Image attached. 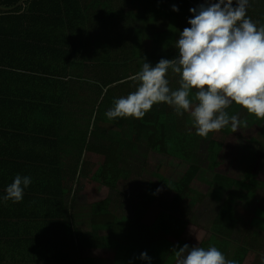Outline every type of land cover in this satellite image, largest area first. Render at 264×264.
Wrapping results in <instances>:
<instances>
[{
  "label": "trees",
  "instance_id": "1",
  "mask_svg": "<svg viewBox=\"0 0 264 264\" xmlns=\"http://www.w3.org/2000/svg\"><path fill=\"white\" fill-rule=\"evenodd\" d=\"M19 1L0 0V7L13 8L8 12L0 11V46H2L4 39L11 37L8 34L12 33L14 29H17V35L28 34V39H36L33 42V52L36 56L39 55L35 60L36 63L42 61L40 58L42 51L39 49L44 46L45 63L48 61L51 68H62L64 70V73H51V87H56V78L61 77L65 80L64 93L63 85L59 82L61 84V93L57 95L59 101L54 100L56 91H51V119L55 121L62 120L61 131H66L68 135L74 132L80 133L83 145L84 138H86L85 133L87 134L90 128L87 127V124L82 126L78 124L79 122L83 123L82 118L85 117V114H88L86 110L89 107L92 108L90 114H96L94 120L102 123L101 126H96L98 133L96 136L98 138L96 140L97 145L87 146L86 148V151H89L87 155L91 151L95 153L94 156H88L89 161L92 160L95 163L91 178L95 182L104 185H107V181H109L110 184H114V188L119 183L128 184L125 189L131 192V195L137 187L138 189L142 187V198L137 200L133 216L129 219L119 217L116 213L112 214L109 210L110 203L105 200L93 204L90 209V232L80 230L75 224L69 226L70 223L67 220L65 227L67 228L68 240L66 246H68V249L66 247L65 254L61 255L65 262H70L72 259L69 251L70 244L73 243V246L76 244L80 250L101 249L102 264H146V262L139 259L141 252H147L148 256L152 258L151 264H174L173 249L178 250L179 247L188 244L181 239L188 221L182 216L175 217L171 211L178 208H191L197 204L198 200H203V198H209L212 202H217L223 193L228 198L235 196L240 199L247 195L253 196L252 189H259L264 192V180L254 176L258 168L256 165L260 160H256L255 165L252 163L251 168H254L248 170L252 174L251 177H246L244 171L240 169V172H237L239 174L238 179L235 180L233 179L235 172H230V175L234 176L232 184H230V180L226 182V180L221 179L225 176L217 174V162H214V159L222 155H219L220 147L214 140L222 136L229 138L232 131L228 127L221 129L219 132L209 133L211 137L209 151H214L209 153L213 179L208 183L206 193L201 195L199 192H193L190 184L198 171V168L192 163L190 148L197 135L191 126L187 113L182 117L176 116L169 106L161 103L153 105L143 119L117 118L108 120L105 116V112L113 106L115 99L135 91L134 82L122 83V81H126L128 76L139 71L143 62L155 66L161 59L171 60L176 56L175 42L179 38V33L184 28L190 27L187 23V20L192 18L189 9L200 5L207 6L210 2L214 3L215 0H168L173 1L179 10L174 12L172 9L165 10L162 8L159 13L152 10L153 3L162 6L165 0H133L136 3L134 5L137 7L135 8L132 1H130L133 5L132 15H122L121 20L114 19L115 12L109 7L110 0H30L24 7L22 5L15 7ZM247 15L256 23L257 27L264 26V0H250ZM8 20H11L10 25L6 22ZM152 25H159L160 29L154 30ZM149 30L151 31L150 34L148 33ZM94 35L97 38L96 47L101 51L98 53L97 50L94 57L86 58L82 51L85 49V45L91 42V37L93 40ZM83 36L90 42L88 40L83 41ZM43 38L44 40H42ZM121 39H127L134 46L136 44V48L131 49L129 45H126V50H123L126 52L122 54V47L116 48V43L112 45V43ZM116 50H120V53L116 54ZM4 60H6V56L0 52V67L7 65ZM119 60L122 61L119 62ZM90 67L94 69L98 67V79L100 80L99 83L95 82L97 83L94 86L97 87L95 94L97 104L95 102L93 106L86 99L85 91H82L85 80L83 72H88ZM167 78L170 81V87L173 89L178 87L177 75L169 71ZM79 90L81 93L78 96ZM95 105H97L96 109H94ZM227 111L229 115H237L241 121L243 117L245 118L248 115L246 110L235 104ZM82 115L84 116L82 117ZM256 120L254 116H250V123L247 124L250 131ZM58 126L57 122L56 127L52 126V131ZM242 127L244 126L242 125L238 130H242ZM94 129L95 125L92 130ZM122 130L128 132L124 137L119 134V131ZM258 131L264 132V127L263 129L259 128ZM109 133H115L116 140L113 145H109V154L107 155L106 146L101 143L100 139L106 137ZM141 133L146 136L148 149L164 153L165 145L170 146L175 136L178 133L181 134L178 143L175 142L174 144L179 145L182 150L184 149L183 161L188 164L189 168L180 181H170L163 178L158 186L142 183L139 182L137 173L133 175L125 168L128 155L131 154L132 148ZM253 133L256 132L253 131ZM186 148L187 152H185ZM79 156L77 161H74L75 171H77ZM254 156L248 157L252 159ZM106 163H113L115 168L111 169L109 165L107 169ZM73 166L71 165L70 168ZM75 173H72L73 176H75ZM159 186H163L174 193L170 204L171 208L168 211H160L154 207V193ZM68 196L69 194H67ZM191 196L192 198L195 196L197 200L194 201ZM227 208L231 210V207L228 206ZM221 210L222 206L219 207L212 221L211 228L213 230V227L216 226V231L210 233L208 239L202 241L198 246L205 249L214 246L227 259L236 261V264H242L247 253L255 250L249 244L251 235L243 232L240 242L237 243L231 234L224 236L221 233L223 230L217 227L220 225L218 218ZM107 212L108 214H106ZM183 213L186 216L185 213L187 212ZM253 216L249 226L264 232V211L261 212L259 209H255ZM227 218L225 226L230 227L232 223L236 226L239 222L233 214H229ZM46 223L48 225V220L45 221ZM51 226L55 225L52 224ZM97 226L101 227L98 230H105L106 234L93 236V233L97 231L95 230ZM70 239L72 240L71 243ZM188 245L192 247V245ZM256 245L259 246V251L257 250L258 259L255 264H259L260 257L264 255V251L261 250L264 245L262 246L260 243ZM49 248V246L46 248L47 252L44 253V259L60 260V253L49 251Z\"/></svg>",
  "mask_w": 264,
  "mask_h": 264
},
{
  "label": "crops",
  "instance_id": "2",
  "mask_svg": "<svg viewBox=\"0 0 264 264\" xmlns=\"http://www.w3.org/2000/svg\"><path fill=\"white\" fill-rule=\"evenodd\" d=\"M29 1L20 0L19 2H22V4L19 6H26ZM10 21L6 22L10 25ZM17 34V29H14L12 33L8 34L11 37L4 39L2 46H0V49H2L0 52L6 56L4 63H7V65L0 67V197L5 194L6 186L12 182L17 174L30 176L32 183L24 190L23 200L20 203L0 201V264H102L101 249L80 250L76 244L73 246L71 239L69 251L72 255L71 261L65 262L61 258V255L65 254L66 247L68 249V246H66L68 237L65 222L68 220L69 226L75 224L80 230L90 232V209L93 204L105 200L110 203L109 210L112 214L116 213L119 217L129 219L133 214L131 216L124 214V208L129 199L134 197L136 190L131 195V192L126 191V189L121 190L116 186L114 188V184H110L109 181H107V185L95 182L91 178L95 163L92 160L89 161V157L88 166L90 168H87L83 175L81 174L82 167L80 171H78V166L77 171L74 170V161H77L79 155V158H81L82 135L78 132L68 135L66 131H61L62 120H52L50 113L51 91H56L54 100H58L57 95L61 93L59 82H61L63 93L65 92L64 78H56L57 85L53 88L51 87L52 79L50 75L52 72L64 73V70L62 68H51L48 61L45 63L44 46L39 49L42 51L40 57L42 61L36 63L35 60L39 57L33 52V42L36 39H28V34ZM94 70L98 71L97 69ZM93 89L96 94L97 89L95 87ZM80 93L81 91L78 92V96ZM95 102L97 104L96 95L95 100L91 102V106ZM57 122L59 126L52 131V126L56 127ZM78 125L82 126L81 122ZM255 126L256 124L251 128L252 133L253 131L258 132V128ZM119 134L123 136L121 131H119ZM208 136L210 140L206 142L207 148H203V150L209 154L208 147L211 144V137ZM115 138V133H109L106 137L100 139L101 143L106 146L107 155L109 154V145H113ZM199 138L197 136L190 147L193 164ZM92 145L96 146V141ZM92 150L94 149L92 148ZM151 151L157 155H162L160 152ZM94 155L95 153L91 151L88 156ZM169 160L170 165L181 164V161L175 158H169ZM71 165L74 166L70 168ZM109 165L111 169L115 168L113 163H106L107 169ZM196 167L198 171L191 183L196 181L202 172L199 166ZM161 168L163 170V167ZM161 168L155 167V172L149 173L147 171L149 176L144 171L147 176H139L140 182L158 186L163 178L169 180L159 173V171H162ZM188 168L189 166H186L183 177L186 175ZM72 173H75V176ZM80 174L84 177H82L84 182L81 188H79L77 179ZM120 184L122 183H119L118 186ZM207 186L203 191H199L201 195L206 193ZM162 188L163 186H159L160 191L154 193V207L160 211H164L161 207H158L162 199ZM138 191H140L141 199L142 187ZM259 192L264 193L262 190L252 189L253 196L247 195L243 196L244 198H237L238 206L235 207V211H233V207L228 202L229 198L224 193L217 202H212L209 198H203V201L206 200L209 203H221L222 207H231L230 211L239 220L230 233L234 236V241L236 243L240 242L243 232L251 235L249 244L255 250L249 251L246 257L249 254H258L259 246L256 245L257 243L264 245L262 241V239L264 240V232L249 226L254 210L264 211V205L258 206ZM67 194H69L68 197ZM252 204H255V206L249 211L248 206ZM171 213L177 216L173 214V211ZM186 217V220L189 219L188 216ZM47 220L48 225L45 224ZM52 224L55 226H51ZM189 227L188 223L184 232ZM98 229H101V227L97 226L95 228L97 231L93 233V236L106 234L105 230L100 231ZM48 246L50 247L49 251L60 253V260L44 259V253L47 252L46 248ZM261 250L264 251V249ZM245 261L244 259L242 264Z\"/></svg>",
  "mask_w": 264,
  "mask_h": 264
},
{
  "label": "clouds",
  "instance_id": "3",
  "mask_svg": "<svg viewBox=\"0 0 264 264\" xmlns=\"http://www.w3.org/2000/svg\"><path fill=\"white\" fill-rule=\"evenodd\" d=\"M249 4L250 0H215L190 8V27L179 33L176 56L155 66L143 62L139 71L122 81L134 82L135 91L115 99L106 118L143 119L153 105L163 103L176 116L187 113L195 134L202 138L226 127L236 132L244 125L237 115H229L233 104L264 120V26L257 27L248 17ZM178 10L172 6V11ZM169 71L178 76L175 89L170 87ZM31 183L30 176L17 174L0 201L20 203ZM172 254L174 264H236L214 246L184 244ZM139 259L151 264L152 258L141 252ZM259 264H264V255Z\"/></svg>",
  "mask_w": 264,
  "mask_h": 264
},
{
  "label": "rangeland",
  "instance_id": "4",
  "mask_svg": "<svg viewBox=\"0 0 264 264\" xmlns=\"http://www.w3.org/2000/svg\"><path fill=\"white\" fill-rule=\"evenodd\" d=\"M130 1H132L133 5L136 4L135 2H133V0H110L109 1L110 9H112L115 12V15H114L115 20H121L122 15H126V16L132 15L133 5H131ZM173 5H174L173 1L170 2L168 0H165L162 3V6L154 2L152 6V10L159 13V11H162V8H164L165 10L172 9ZM134 7L136 8L137 6L134 5ZM152 28L154 30L155 29L159 30L160 26L152 25ZM148 33L150 34L151 31L149 30ZM87 40L88 39H86L83 36V41H87ZM96 40L97 38L94 35L93 40L91 37L90 38L91 42L88 40L90 43H87L85 45V49L82 51V54L86 58L94 57L97 53V50H98V53L99 51H101V49L99 50V48L97 49L96 47ZM115 43L117 44L116 48L122 47V54L126 52V51H123V50H126V45H129V48L131 49L136 48V44L135 46L132 45V43L129 42L127 39H121L118 42L112 43V45H115ZM119 53H120V50H116V54H119ZM121 61L122 60H119V62ZM91 68L92 67L89 68L90 70L88 72L87 71L83 72V75L85 77L84 94L87 95L86 99H88L90 103L95 100V92L93 89V87L97 85V83L95 82H98V83L100 82V80L98 79L99 71H96ZM96 69L99 70L98 67H96ZM95 88L97 89V87ZM87 92L89 93L87 94ZM96 106L97 105L94 106V109H96ZM86 112H88V114L87 115L85 114V117L82 118L83 123L81 124L82 125L87 124L88 125L87 127L90 129L87 132V134L85 133L86 138H84L85 142L82 147L80 163L78 164V171H80L82 167V173H81L82 175L84 171H86L87 168H90V166H88L89 164H88V155H87L89 151H86L87 150L86 148L87 146L92 147L93 146L92 144L98 139L96 137L98 135L96 126L102 125L101 122L94 120L96 116L95 113L90 114V112H92V108L89 107L86 110ZM90 115L92 116L90 117ZM83 116L84 115H82V117ZM250 116H251L250 114L246 115L245 118L241 116L243 117L242 122H244V125H243L244 127L242 128L244 130L241 128L242 130L240 131L238 130L236 132H231V135L229 138L228 137L225 138L222 136V137H218V139L215 138L214 140L215 142H217L218 146L220 147L219 155H222V156L216 157L217 159H214V162H217V174H219L220 176H225L221 179L226 180V182L227 180H230V184H232L233 179L235 180L238 179L237 176L239 174H237V172H240V169L244 171V175L246 177H251L252 174H250L249 171L254 168V167L251 168L253 164L255 165L257 161L259 160L260 161L256 165V167L259 168L256 174V177L258 179L264 180V132L258 131V133H252L250 129L247 128V126H249L247 124L250 123ZM77 118H80V117H77ZM255 124H256L255 127H257L258 130L259 128L263 129L264 120L257 119ZM94 125H95V129L92 130ZM245 125H246V128H245ZM121 134L123 135L122 137H124L125 135L128 134V132L127 130H124V131H121ZM180 137H181V134L178 133L175 136L174 141L171 142L172 146L165 145V153L160 152L162 155H159V154L157 155L147 148L146 136L144 133H141L139 135V138L136 144L132 148L131 154L128 155V158L125 163V168H127V170L130 173H133V175L137 173L139 176L145 177L147 175L149 176L147 171H149V173L155 172L156 170L155 167H159V168L163 167V170L161 168L162 171H159V172H161V174L165 178H168L169 180H174V181L179 180L180 181L181 177H183V174L185 173L186 166H188V164H186L185 161H183V157L185 155L183 151L184 149L182 150L179 147V145L176 146L174 144L175 142L178 143V140ZM209 140H210L209 136H207L206 138L200 137L197 140L198 148H197V151L195 152L194 164L196 166H199L202 172L200 173V176L196 179V181H194L193 183H190L192 185L191 188L193 192H196V193L199 191L200 192L203 191L205 189V186L208 185V183L213 179V173L211 171L212 164H211V160L209 159L210 156L208 153H205L203 150V148H207L206 142ZM209 148L210 147H208V151L210 150ZM185 152H187V148L185 149ZM213 152L214 151L212 150L209 151V153H213ZM248 156H254V157H252L251 159ZM169 158H175L176 160L180 159L182 162L181 164L176 163L173 166L169 164V161H170ZM144 171L147 173V175H145ZM230 172H235V177L233 175H230ZM81 174H80V177L78 175V178H77L79 188L83 187V182H84V179H83L84 177ZM127 185L128 184H125V185L120 184L119 186L117 185L116 188L124 190ZM134 194H135L134 197L132 199H129V201L126 203V206L124 208V214L129 215V216L133 214L137 200L140 199V191H138V187L136 188V191L134 192ZM258 194H259L258 206H263L264 205V193L259 192ZM172 196H173V193L163 187L162 188V199H161V202L158 204V207H161L164 211H168L171 208L170 204H171ZM192 199L194 201L197 200L195 196H193ZM228 202L230 203L231 207H233V211H235V207L238 206L237 197L234 196V197L229 198ZM220 204H213L212 202L209 203L206 200L203 201L202 199H200L198 200L197 204H195L191 208H187V209L178 208V209L173 210V214H176L178 217L182 216V217H185L186 219L187 218L186 216H188L189 218L187 219V221L190 227L187 228L186 232L182 233L181 239L192 246H198L202 241L207 240L210 233L215 232L217 229L216 226H214L212 230L211 226H212V221L214 220L216 216V212L221 206ZM254 206L255 204L249 205L248 210L249 211L252 210ZM227 207L225 208L222 207V210L218 218L220 225L217 226L218 228H220V230H223V232L221 233L224 234V236L225 235L228 236L231 233L235 225L232 223L230 227L225 226L228 220V218L226 219V217H229V214L232 215V212ZM183 212H187L186 216H184ZM225 227H228V228H225ZM262 241L264 242L263 239ZM257 259H258V255L249 254L245 258L246 261L244 264H252V263L254 264L257 261Z\"/></svg>",
  "mask_w": 264,
  "mask_h": 264
},
{
  "label": "water",
  "instance_id": "5",
  "mask_svg": "<svg viewBox=\"0 0 264 264\" xmlns=\"http://www.w3.org/2000/svg\"><path fill=\"white\" fill-rule=\"evenodd\" d=\"M20 4H22V2L17 3V5H16L15 7H18ZM15 7H14V8H15ZM11 9H13V8H11ZM11 9H6V8H1V7H0V10H2V11H9V10H11Z\"/></svg>",
  "mask_w": 264,
  "mask_h": 264
}]
</instances>
